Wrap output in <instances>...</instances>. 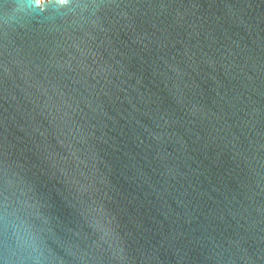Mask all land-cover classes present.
Instances as JSON below:
<instances>
[{
	"label": "water",
	"instance_id": "obj_1",
	"mask_svg": "<svg viewBox=\"0 0 264 264\" xmlns=\"http://www.w3.org/2000/svg\"><path fill=\"white\" fill-rule=\"evenodd\" d=\"M39 264H264V0H0V210Z\"/></svg>",
	"mask_w": 264,
	"mask_h": 264
},
{
	"label": "clouds",
	"instance_id": "obj_2",
	"mask_svg": "<svg viewBox=\"0 0 264 264\" xmlns=\"http://www.w3.org/2000/svg\"><path fill=\"white\" fill-rule=\"evenodd\" d=\"M39 233L28 215L5 204L0 210V264H39Z\"/></svg>",
	"mask_w": 264,
	"mask_h": 264
},
{
	"label": "bare ground",
	"instance_id": "obj_3",
	"mask_svg": "<svg viewBox=\"0 0 264 264\" xmlns=\"http://www.w3.org/2000/svg\"><path fill=\"white\" fill-rule=\"evenodd\" d=\"M39 1L41 2V1H44V0H39Z\"/></svg>",
	"mask_w": 264,
	"mask_h": 264
}]
</instances>
